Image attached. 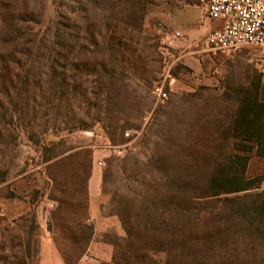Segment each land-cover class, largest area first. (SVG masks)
<instances>
[{
    "label": "rangeland",
    "instance_id": "rangeland-1",
    "mask_svg": "<svg viewBox=\"0 0 264 264\" xmlns=\"http://www.w3.org/2000/svg\"><path fill=\"white\" fill-rule=\"evenodd\" d=\"M0 1L30 13L39 22L34 34L42 35L56 21L58 6L72 5L74 0ZM164 1L169 0H155L146 8L142 33L134 38L142 62L116 82L111 95L116 104L100 107L94 104L101 98H75L70 111L74 122L83 126L92 122L91 129L56 134L63 126L53 114L47 133L41 134L44 119L39 116L32 134L46 144L43 150L28 139L23 121L2 130L0 264L19 258L28 264H54L51 251H56L62 264H111V244L125 236L116 215L120 202L133 199L136 209L150 186L178 179L173 168L177 158H165L167 149L185 146L192 125L216 120L224 94L259 79L263 86L264 48L225 52L208 46L207 35L186 38L170 32L157 13ZM92 79L87 80L88 90ZM156 87L166 93V99L153 94ZM113 148L121 150V155H114ZM109 167L112 175L103 183ZM248 168L251 176L264 173L258 159H252ZM231 250L216 246L203 260L241 264L259 262L264 256L260 249L252 252L246 241L234 254ZM154 260L163 264L164 256Z\"/></svg>",
    "mask_w": 264,
    "mask_h": 264
},
{
    "label": "trees",
    "instance_id": "trees-1",
    "mask_svg": "<svg viewBox=\"0 0 264 264\" xmlns=\"http://www.w3.org/2000/svg\"><path fill=\"white\" fill-rule=\"evenodd\" d=\"M154 1L74 0L58 6L56 21L42 35L34 34L39 22L30 13L0 1V152L2 130L14 121H23L40 150L46 144L32 134L39 116L41 134L53 114L63 126L56 134L91 129L92 122H74L75 98L116 104V82L142 62L134 38ZM231 92L219 98L216 120L192 125L185 146L167 149L165 158H177L178 179L150 186L136 209L133 199L120 202L116 215L125 236L111 244V264H155L158 255L163 264H208L203 258L214 247L230 246L234 254L244 241L252 252L264 251V173H248L252 159L264 167V86L259 79ZM111 175L109 167L103 183ZM249 263L264 264V256L241 264ZM11 264L28 263L19 258Z\"/></svg>",
    "mask_w": 264,
    "mask_h": 264
},
{
    "label": "built area",
    "instance_id": "built-area-1",
    "mask_svg": "<svg viewBox=\"0 0 264 264\" xmlns=\"http://www.w3.org/2000/svg\"><path fill=\"white\" fill-rule=\"evenodd\" d=\"M202 17L211 22H221V27L211 31L205 42L213 49L231 52L243 47L264 48V0H198ZM260 73L264 86V57L260 58ZM153 94L160 100L166 99V93L156 87ZM125 138L129 134H124ZM114 155L121 150L113 148ZM98 167L102 162L97 163Z\"/></svg>",
    "mask_w": 264,
    "mask_h": 264
},
{
    "label": "crops",
    "instance_id": "crops-1",
    "mask_svg": "<svg viewBox=\"0 0 264 264\" xmlns=\"http://www.w3.org/2000/svg\"><path fill=\"white\" fill-rule=\"evenodd\" d=\"M158 15L164 26L170 31L186 38L207 35L209 32L221 27L218 22L207 21L204 23L198 0H169L157 6ZM91 180L89 182L91 186ZM94 183V182H92ZM52 252L54 264H62L56 251Z\"/></svg>",
    "mask_w": 264,
    "mask_h": 264
}]
</instances>
